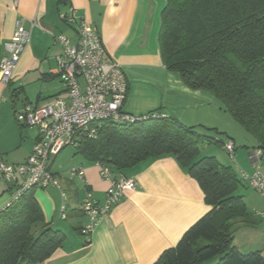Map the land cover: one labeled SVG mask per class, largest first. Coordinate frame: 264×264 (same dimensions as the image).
<instances>
[{
    "label": "crops",
    "instance_id": "crops-1",
    "mask_svg": "<svg viewBox=\"0 0 264 264\" xmlns=\"http://www.w3.org/2000/svg\"><path fill=\"white\" fill-rule=\"evenodd\" d=\"M165 4L166 0H0L3 54L5 43L11 39L18 19L36 18L38 21L33 28L27 23L31 29V42L19 60L9 85L0 81V95L4 97L0 102V123L11 111L8 99L18 97L13 94L16 89L18 94L22 92L26 95L23 106L31 103L29 96L32 95L38 104H46L57 96H67L58 63V57L65 48L55 42V37L62 34L71 43L77 41L76 25L61 17L62 13L73 8L78 17H84L93 24L103 39L107 53L121 64L128 81V96L124 103L127 112L141 115L159 111L176 117L186 126H195L201 133L211 131L208 130L211 128L221 131L222 138H232L235 143L239 140L242 146L255 142L247 133L243 137V133L241 137L236 134L235 119L213 92L190 88L178 71L166 67L159 45L161 12ZM8 117L12 121L11 115ZM34 130L31 150L11 161L4 156L5 152L16 149L18 153L22 143L19 146V142H2V160L11 164L24 162L35 144L37 129ZM53 166L54 163L52 171L55 176L61 177ZM79 166L85 169L89 189L99 203L104 204L111 179L100 175L97 163L82 158ZM113 174L134 178L138 186L126 191L121 200L102 216L87 244H83L84 237L74 229L84 228L90 223V218L82 210L84 182L79 178H65V198L60 188H35L45 223L67 234L62 247L38 264H154L166 249L175 247L184 233L212 210L205 202L199 182L171 154L144 159L123 171L114 170ZM13 190L14 186L0 172V211L6 207ZM63 204L67 206L66 218L62 217ZM249 216L253 222L252 216ZM63 221H68L74 231L66 230L70 227ZM248 233L242 249L260 250L264 255V238L262 245H250V239H255V235L251 229ZM234 237L238 249L247 253L239 248L236 235Z\"/></svg>",
    "mask_w": 264,
    "mask_h": 264
},
{
    "label": "trees",
    "instance_id": "trees-1",
    "mask_svg": "<svg viewBox=\"0 0 264 264\" xmlns=\"http://www.w3.org/2000/svg\"><path fill=\"white\" fill-rule=\"evenodd\" d=\"M159 45L167 68L178 71L190 88L213 92L254 138V149H264V0H166ZM2 55L0 42V59ZM139 116L135 122L104 120L97 134L83 136L74 150L85 161L107 166L115 179L114 170L171 154L199 182L212 210L154 264H205L214 258L219 259L215 264H264L260 250L243 253L234 244L235 222H251L240 192L247 183L234 165L201 156L205 141L224 147L232 140L236 150L235 141L201 133L159 111ZM84 189H89L86 183ZM74 229L87 244L91 232ZM66 239L63 230L45 223L35 188L0 211V264L41 263Z\"/></svg>",
    "mask_w": 264,
    "mask_h": 264
},
{
    "label": "built area",
    "instance_id": "built-area-1",
    "mask_svg": "<svg viewBox=\"0 0 264 264\" xmlns=\"http://www.w3.org/2000/svg\"><path fill=\"white\" fill-rule=\"evenodd\" d=\"M62 19L76 25L78 38L71 43L65 35H57L55 42L62 44L64 53L58 57L59 75L65 86L66 97H54L46 104H25L16 111V118L25 125L37 129V137L30 156L22 163H6L0 156V172L14 186L11 198L6 206L19 200L23 193L31 188L57 187L62 197L66 193L52 171V164L58 154L66 147L75 148L80 139L95 136L99 125L104 120L115 122H135L141 120L136 114L127 112L124 103L128 96V81L122 66L107 53L102 37L86 18L78 17L73 8L61 14ZM38 25L36 18H20L11 39L5 43V53L0 59V81L8 86L14 70L31 42V29ZM4 97L0 95V102ZM226 151L234 153L235 144L232 140L224 144ZM253 171L248 173L238 167L237 170L244 181L253 187L264 199V171L261 160L264 149L251 151ZM100 175L111 179L106 190L104 204H100L91 189H85L82 209L90 218L86 226L87 233L92 232L99 220L116 205L126 191L137 188L136 179L120 176L115 179L109 168L97 163ZM73 177L84 183L85 169L83 166L72 169ZM66 205L61 207L62 217ZM264 226V206L258 211Z\"/></svg>",
    "mask_w": 264,
    "mask_h": 264
},
{
    "label": "rangeland",
    "instance_id": "rangeland-1",
    "mask_svg": "<svg viewBox=\"0 0 264 264\" xmlns=\"http://www.w3.org/2000/svg\"><path fill=\"white\" fill-rule=\"evenodd\" d=\"M39 92V91H38ZM38 94V93H37ZM21 95V96H20ZM18 97L16 98H10L8 99L10 103L11 111L7 113L8 116L11 115L12 121L8 116L4 117L2 119V122L0 123V145L2 142H14L18 143L19 146L22 143L21 150L17 153V150L8 151L5 152L4 156L9 157L8 160H13L14 157L21 155L23 156L24 152L29 150L31 148V143L33 141V133L35 132L34 127L25 126L21 124L18 119L16 118V111L21 110L23 107V102L26 99L25 93H19L16 95ZM33 96V95H32ZM29 96L31 98V104H38L35 101L34 96ZM45 104V103H39ZM14 105V108H13ZM15 110V112H14ZM10 114V115H9ZM236 121V120H235ZM236 134L241 137L246 135V132L244 128L236 121ZM36 129V128H35ZM30 130V131H29ZM234 131V129H232ZM237 131L240 133H237ZM29 132V133H27ZM208 133H211L213 136L216 134L217 136H222L220 134L214 133V131H207ZM204 132V133H207ZM32 133V134H30ZM224 136V135H223ZM215 137V136H214ZM252 137V136H250ZM224 138V137H223ZM225 139V138H224ZM254 139V138H252ZM254 141V140H253ZM237 149L234 151V154H230L227 152L224 147L216 143L214 141H205L201 143L200 150H201V156H216V158L224 163V164H232L235 167H238L240 169H243L244 171L250 173L253 171L252 167V161H251V151L256 147V142H253L249 145L242 146L240 141L237 140ZM33 149V148H32ZM31 150V149H30ZM6 158V159H7ZM82 158L79 154H76V151L72 147H66L64 148L58 156L55 158L54 166L53 168L60 172L59 178H57L60 182L61 187L65 191L66 186V180L69 178L73 179L72 175V169L74 167H78ZM261 168L264 171V158L261 160ZM58 177V176H57ZM67 178V179H65ZM53 189V188H51ZM56 189V188H55ZM59 191V190H58ZM66 192V191H65ZM240 192L244 195V202L246 204V209L248 213L252 216L253 222H250L248 220H242L239 219L235 222L234 228H235V235H236V241L237 244H239V248L241 250H246L247 253L255 251L252 249H242V247H245V242H247L248 236V229H251L253 234L255 235V239L252 238V242L250 245H262L263 244V238H264V226L263 221L261 219L260 214H258L263 206H264V199L263 197L250 185L247 184V186H242L240 188ZM81 197L84 198V193L81 194ZM63 224L70 227L68 221H63ZM249 224V226H248ZM65 227V226H64ZM248 227V228H247ZM66 230L71 231L74 229L70 227V229L66 228ZM67 231V233H68ZM217 258L211 259L207 261L205 264H215Z\"/></svg>",
    "mask_w": 264,
    "mask_h": 264
}]
</instances>
